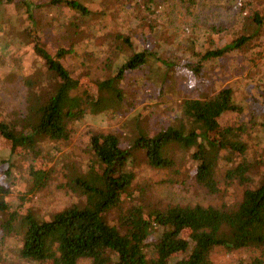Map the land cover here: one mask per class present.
<instances>
[{
    "label": "rangeland",
    "instance_id": "1",
    "mask_svg": "<svg viewBox=\"0 0 264 264\" xmlns=\"http://www.w3.org/2000/svg\"><path fill=\"white\" fill-rule=\"evenodd\" d=\"M66 1L3 0L0 122L15 123L27 115L31 86L36 94H45L57 81L45 60L33 52L36 35L51 54L64 50L66 56L61 62L65 68L75 78L91 83L117 76L127 53L147 52L154 57L146 66L128 72L120 84L124 101L117 110L94 114L87 107L86 118L70 126L68 141L43 142L44 151L53 145L56 148L46 156L48 169H43L41 188L29 182L31 177L22 171L16 175L17 185L8 197L19 218L31 209L48 220L72 205L85 203L72 182L86 173L93 159L87 141L90 134L116 135L123 148L130 149L142 132L154 136L169 127L189 129L182 102L187 98H210L224 89L234 91V99L242 109L227 117L226 124L244 125L245 130L239 133L240 141L247 146L243 162L260 180L264 173V0H196L194 5L184 0H81L97 14V20L90 21L68 8ZM255 14L262 19L260 24L254 21ZM244 35L251 41L242 49L218 59L202 60L207 52L222 49ZM30 78L34 82L27 86ZM134 153L133 189L144 190L141 202L148 208L233 207L242 200L246 187L225 180L226 165L218 170L220 192L210 194L195 181L197 163L183 150L176 151L174 165L167 168L152 167L142 151ZM3 157L6 148L0 137V162ZM5 170L0 164V182ZM131 204L126 202L122 210ZM120 212L112 211L108 221L118 225ZM20 244L18 235L6 234L0 227V264H52L21 259ZM257 257L260 251L255 248H216L211 256L214 264H249ZM79 264L91 261L81 260Z\"/></svg>",
    "mask_w": 264,
    "mask_h": 264
},
{
    "label": "trees",
    "instance_id": "2",
    "mask_svg": "<svg viewBox=\"0 0 264 264\" xmlns=\"http://www.w3.org/2000/svg\"><path fill=\"white\" fill-rule=\"evenodd\" d=\"M184 1L191 5L196 2ZM2 4L0 0V7ZM66 5L84 20H97V14L81 0H67ZM254 21L260 24L262 19L255 14ZM250 41V36H241L222 49L207 52L202 60L218 59ZM126 42L133 45L130 39ZM33 52L45 60L57 81L51 91L36 94L31 86L34 80L28 79L26 85L31 89L27 115L15 123L0 122V137L6 148V157L0 162L6 169L0 182V227L6 234L18 235L21 259L52 264H79L81 260H90L91 264H214L211 256L216 248H255L260 257L249 264H264V173L257 180L251 167L243 162L247 146L240 141L239 133L245 130L244 125L226 124L227 117L242 110L232 89L221 90L210 98L185 99L181 109L190 121L189 129L169 127L154 136L142 132L130 149L123 148L116 135L90 134L87 141L93 159L86 173L72 182L85 203L72 205L48 220L31 209L19 218L8 197L17 185L16 175L22 171L31 177L29 182L41 188L43 169H48L46 156L56 148L53 145L44 151L43 142L68 141L70 126L86 118L87 107L94 114L117 110L124 101L120 84L128 72L146 66L152 56L147 52L127 53L117 76L91 83L75 78L61 62L66 52L51 54L38 35ZM179 149L197 163L195 181L210 194L220 192L218 170L226 165L225 180L246 187L242 200L233 207H146L141 202L144 190L133 189L134 151H142L150 166L167 168L174 165L173 155ZM128 201L132 204L123 211ZM114 210H121L118 225L108 221Z\"/></svg>",
    "mask_w": 264,
    "mask_h": 264
}]
</instances>
